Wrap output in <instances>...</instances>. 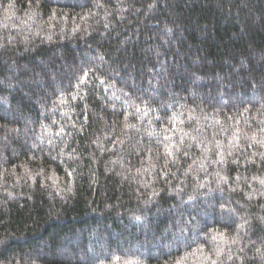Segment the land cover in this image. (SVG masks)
Here are the masks:
<instances>
[{
	"label": "trees",
	"instance_id": "1",
	"mask_svg": "<svg viewBox=\"0 0 264 264\" xmlns=\"http://www.w3.org/2000/svg\"><path fill=\"white\" fill-rule=\"evenodd\" d=\"M261 181L264 0H0V264H264Z\"/></svg>",
	"mask_w": 264,
	"mask_h": 264
},
{
	"label": "snow or ice",
	"instance_id": "2",
	"mask_svg": "<svg viewBox=\"0 0 264 264\" xmlns=\"http://www.w3.org/2000/svg\"><path fill=\"white\" fill-rule=\"evenodd\" d=\"M85 75H87L86 73H85ZM169 154H171V153H169ZM229 155H230V153H229ZM223 159V157H221V160ZM221 179L222 180H225L226 181V177H221ZM261 183H264V181H261ZM261 195H264V193H261ZM219 235H220V237L223 239V238H225V236H224V234L223 233H219ZM216 237L214 236L213 237V239H215ZM232 242L233 243H235L236 242V239L235 238H233L232 239ZM257 251H260L259 249L257 250ZM195 253L193 252V253H186V255H194ZM217 255H219V252H217ZM177 264H180V261H177ZM212 264H216V261H212Z\"/></svg>",
	"mask_w": 264,
	"mask_h": 264
}]
</instances>
